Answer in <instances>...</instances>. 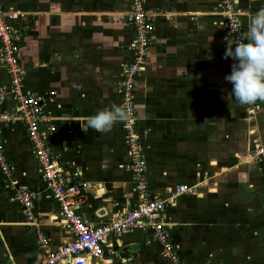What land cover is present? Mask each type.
Segmentation results:
<instances>
[{
	"label": "crops",
	"instance_id": "obj_1",
	"mask_svg": "<svg viewBox=\"0 0 264 264\" xmlns=\"http://www.w3.org/2000/svg\"><path fill=\"white\" fill-rule=\"evenodd\" d=\"M155 31L135 88L138 135L152 197L167 199L179 186L194 189L162 215L185 264H264V101L255 115L238 105L224 77L232 58L219 0H143ZM24 15L20 60L25 91L46 97L57 127L63 167L87 194L83 214L109 222L137 202L121 122L110 132L81 128L104 108L121 106V74L133 30L127 0H4ZM242 33L264 0H238ZM1 57V49H0ZM9 78L0 65V88ZM54 93L53 96L50 94ZM15 102L4 104L13 109ZM14 171L10 183L35 194L29 221L0 174V264H38V236L56 251L71 237L44 181L20 122L1 126ZM263 172V173H262ZM144 232L111 239L90 264H169Z\"/></svg>",
	"mask_w": 264,
	"mask_h": 264
},
{
	"label": "built area",
	"instance_id": "obj_2",
	"mask_svg": "<svg viewBox=\"0 0 264 264\" xmlns=\"http://www.w3.org/2000/svg\"><path fill=\"white\" fill-rule=\"evenodd\" d=\"M130 12L127 22L131 25L133 36L129 45V61L121 74L119 88L121 107L126 110L128 119L121 122L129 156V171L133 177L137 202L132 210L114 216L109 222L95 224L84 214L87 194L83 185L75 182L74 174L63 167L60 151L55 145L57 127L49 111V101L44 96L32 95L25 91L26 71L22 67L20 55L24 41L21 20L24 15L8 8L0 0V65L5 70L9 85L0 88V174L10 183L13 165L8 157L6 143L2 137L1 126L14 123L25 125L29 144L35 156L44 186L58 205L70 241L56 251H52L48 240L38 236L42 252L38 264H90V258L101 259L112 238L144 232L150 242L162 252L169 264H185L173 244L169 230L162 215L169 204L181 195H190L194 189L179 186L167 199L152 197L146 178V158L138 135V118L135 107V88L149 55L152 36L155 31L154 13L147 9L143 0H127ZM222 25L226 29L230 45L240 39L242 33L241 13L238 0H219ZM234 47V45H232ZM51 96L54 93L50 94ZM8 99L15 102L13 109L4 104ZM250 114L255 115V102L248 105ZM252 161L264 159V145L255 146L249 152ZM13 188V201L26 211L29 221L35 218L31 210L35 194L26 189Z\"/></svg>",
	"mask_w": 264,
	"mask_h": 264
},
{
	"label": "clouds",
	"instance_id": "obj_3",
	"mask_svg": "<svg viewBox=\"0 0 264 264\" xmlns=\"http://www.w3.org/2000/svg\"><path fill=\"white\" fill-rule=\"evenodd\" d=\"M232 45L229 44L224 58L230 57L234 63L224 79L232 85L234 100L241 106L264 101V10L250 16L247 31L241 33L239 41ZM127 119L126 110L112 105L89 117L81 128L85 134L88 128L108 133L117 122Z\"/></svg>",
	"mask_w": 264,
	"mask_h": 264
},
{
	"label": "rangeland",
	"instance_id": "obj_4",
	"mask_svg": "<svg viewBox=\"0 0 264 264\" xmlns=\"http://www.w3.org/2000/svg\"><path fill=\"white\" fill-rule=\"evenodd\" d=\"M128 3H129V2H128ZM129 5H130V3H129ZM129 12H130V10H129ZM129 12H128V13H129ZM127 16H128V14H127ZM21 25H22V22H21ZM22 26H23V25H22ZM262 173H263V172H262ZM261 176L264 177L263 175H260L259 172H257V179H258V181H261V183H262L263 181H262V177H261Z\"/></svg>",
	"mask_w": 264,
	"mask_h": 264
}]
</instances>
